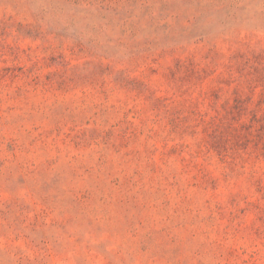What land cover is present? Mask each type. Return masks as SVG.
<instances>
[{"label":"rangeland","instance_id":"rangeland-1","mask_svg":"<svg viewBox=\"0 0 264 264\" xmlns=\"http://www.w3.org/2000/svg\"><path fill=\"white\" fill-rule=\"evenodd\" d=\"M0 264H264V0H0Z\"/></svg>","mask_w":264,"mask_h":264}]
</instances>
